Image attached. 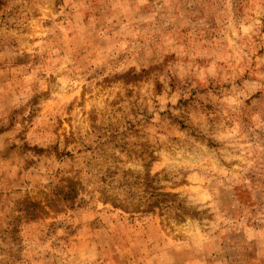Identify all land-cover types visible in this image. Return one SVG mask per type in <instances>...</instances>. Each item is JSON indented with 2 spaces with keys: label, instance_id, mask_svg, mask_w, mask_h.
Returning <instances> with one entry per match:
<instances>
[{
  "label": "rangeland",
  "instance_id": "1",
  "mask_svg": "<svg viewBox=\"0 0 264 264\" xmlns=\"http://www.w3.org/2000/svg\"><path fill=\"white\" fill-rule=\"evenodd\" d=\"M0 264H264V0H0Z\"/></svg>",
  "mask_w": 264,
  "mask_h": 264
}]
</instances>
